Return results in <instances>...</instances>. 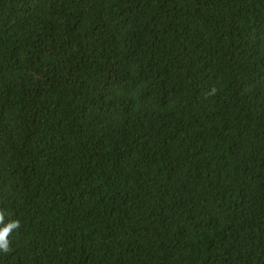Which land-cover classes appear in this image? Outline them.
<instances>
[{
    "label": "trees",
    "instance_id": "16d2710c",
    "mask_svg": "<svg viewBox=\"0 0 264 264\" xmlns=\"http://www.w3.org/2000/svg\"><path fill=\"white\" fill-rule=\"evenodd\" d=\"M0 264H264V0H0Z\"/></svg>",
    "mask_w": 264,
    "mask_h": 264
},
{
    "label": "clouds",
    "instance_id": "9594fccd",
    "mask_svg": "<svg viewBox=\"0 0 264 264\" xmlns=\"http://www.w3.org/2000/svg\"><path fill=\"white\" fill-rule=\"evenodd\" d=\"M3 222V215L0 214V223ZM19 227V221H12L5 227L0 228V250L9 251V241L7 239L13 228Z\"/></svg>",
    "mask_w": 264,
    "mask_h": 264
}]
</instances>
